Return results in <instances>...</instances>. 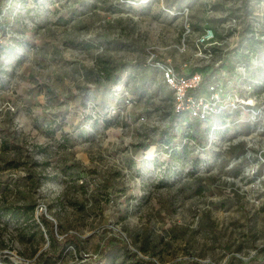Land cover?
Here are the masks:
<instances>
[{
	"label": "rangeland",
	"instance_id": "obj_1",
	"mask_svg": "<svg viewBox=\"0 0 264 264\" xmlns=\"http://www.w3.org/2000/svg\"><path fill=\"white\" fill-rule=\"evenodd\" d=\"M256 55L264 0H0V264H264V136L228 104Z\"/></svg>",
	"mask_w": 264,
	"mask_h": 264
},
{
	"label": "built area",
	"instance_id": "obj_2",
	"mask_svg": "<svg viewBox=\"0 0 264 264\" xmlns=\"http://www.w3.org/2000/svg\"><path fill=\"white\" fill-rule=\"evenodd\" d=\"M198 43L209 45L208 50L210 51V55L214 54L216 52L214 44H218L214 30L209 28L200 33L197 37ZM253 58L261 66L255 67V70L251 69L247 64L237 67L238 70H243L244 68L243 71H245L248 77H243L244 83L241 82V79L238 81L237 78H235L234 82L231 80V83L233 82L234 84V90L229 92L228 104L232 109H237L244 116H241L238 121H247L256 133L263 132L261 136H264V75H260L259 73L260 69L264 68L262 67L264 65V56L259 58L256 55ZM158 66L162 70L165 83L173 92L177 109L190 111L194 117L207 121L217 109L221 110L223 107V104L220 103L221 87L217 81L209 84L207 94L203 95L199 91L200 86L205 80V76L200 70L180 72L173 63L169 62H159ZM250 74H255L256 76H252L255 79H250ZM244 86H246V89ZM241 89H245L246 92L241 94L239 92ZM246 113L247 116H245Z\"/></svg>",
	"mask_w": 264,
	"mask_h": 264
},
{
	"label": "trees",
	"instance_id": "obj_3",
	"mask_svg": "<svg viewBox=\"0 0 264 264\" xmlns=\"http://www.w3.org/2000/svg\"><path fill=\"white\" fill-rule=\"evenodd\" d=\"M171 131H172L173 136H177L176 130L174 128V125L171 126ZM191 136L192 137L193 136L196 137V135L194 133ZM2 210H3V212L10 213V214H12L15 217H19V216H21V215H23V214H25L27 212L22 206H12V205H6V206H4L2 208ZM43 219L46 220L45 217H43ZM52 236H53L54 239L56 238L54 233H52ZM72 239H73V237L71 235L66 236L64 242L72 240ZM189 264H201V263L198 262V261H191ZM226 264H233V261L230 259Z\"/></svg>",
	"mask_w": 264,
	"mask_h": 264
}]
</instances>
